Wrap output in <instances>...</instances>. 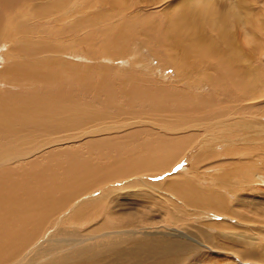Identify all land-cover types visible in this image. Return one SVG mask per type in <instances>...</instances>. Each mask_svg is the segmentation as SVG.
<instances>
[{"label": "bare ground", "instance_id": "6f19581e", "mask_svg": "<svg viewBox=\"0 0 264 264\" xmlns=\"http://www.w3.org/2000/svg\"><path fill=\"white\" fill-rule=\"evenodd\" d=\"M44 1L47 3L34 11L22 7L21 16L10 13V22L3 18L0 35L7 46L0 41V62L5 64L0 82L6 80L5 85L0 84V264H224L208 249L258 261L260 253L249 238L259 236L257 227L264 225V218L256 219V208L240 195L247 181L253 187L251 192L260 195V189L254 187L264 181L244 173L251 159L257 158L256 137L264 134V123L253 124L258 118L251 113L255 106L247 103V109L237 115L239 104L235 111L219 110L204 98L162 91V86L149 87L137 78L127 83L119 80L123 102L118 104L109 77L113 68L105 66L94 77L93 66L85 69L68 58L60 60L66 52L48 51L47 45L52 44L44 39L48 31L38 29L32 20L43 19L64 0ZM182 2L177 0L174 5ZM134 4L127 5L125 0L113 6L124 14ZM83 5L85 0H66L63 20L77 14L75 7L84 12ZM141 5L147 8V2ZM76 20V25L89 21ZM118 22L104 28L105 33H113L108 38L99 39L92 30L85 33L84 39L93 44L90 48L98 51L100 47L99 55L106 56L125 50L128 42L140 46L141 35L148 37L149 26L142 31L138 23ZM76 25L66 22L68 28ZM166 44L194 74L199 73L168 33ZM234 47L231 41L218 46L224 63L227 51ZM62 66L69 85H63L64 91L58 74ZM204 68L211 69L209 65ZM246 69L242 68L243 73L249 71ZM220 72L207 71L212 78L195 80L210 87ZM175 81L180 83L178 77ZM14 83L28 92L41 86L48 90L31 94L22 90L21 95L11 90ZM57 84L61 87L53 94L49 89ZM185 85L196 88L191 79ZM78 94L85 100L91 97V102L81 101ZM232 116L240 119L229 122ZM155 123L154 132L150 124ZM187 125H198L195 134L205 135L190 157V168L166 178L164 184L147 182V178L174 168L167 157L181 155L195 134L187 131L172 136V132ZM237 126L246 130L243 137ZM143 134L153 140L141 141ZM218 147L224 149L222 156L216 154ZM90 154L96 159L91 161ZM260 160L264 166V159ZM205 168L214 171L207 174ZM226 168L232 169L230 174L224 173ZM227 218L237 225H227ZM247 222L252 230L249 227L236 234Z\"/></svg>", "mask_w": 264, "mask_h": 264}, {"label": "rangeland", "instance_id": "374dc122", "mask_svg": "<svg viewBox=\"0 0 264 264\" xmlns=\"http://www.w3.org/2000/svg\"><path fill=\"white\" fill-rule=\"evenodd\" d=\"M65 1L66 0H64V2L60 6H57V8H56V6L52 5L55 9H50L49 13H47L46 17H44L43 19L42 18L41 19L36 18V19L32 20L33 24L36 25L38 27V29L40 28L41 30L48 31L49 34L47 32H44L46 34V35H44L45 36L44 39L50 40L49 42L52 43L51 45H47L48 51L53 50L56 52L57 51L63 52V53L66 52L63 54V58L60 60L66 61V58H68L69 62L71 64H74V65L77 64L80 67L83 66L82 68H85V67H88L91 65L95 68L93 71L94 77H98V74L100 72L104 71L103 69L105 68V66L113 68V70H112L113 72L109 73V77L111 78L113 85H114V86L112 85V87H114V89L112 88L113 91L116 90L114 93H115L116 102L118 104L120 102L121 103L123 102L122 99L119 97L120 91L118 92V90H120V87H119L120 81L123 80L124 82H126V80L131 81V80H134V78L135 79L137 78L140 80H145L147 82L145 85H147L149 87L154 86V87L160 88L162 86V88H160L162 91H164L163 88L170 91V92H173L175 90V91L182 92L188 98H193V99L198 98V99H201V101L205 99V101L207 100L213 106H216L217 108H219V110L225 111V110L230 108V109H233V111H235V110H237L236 106L239 104L238 110L235 111L237 113V115L242 114V109H247L246 106L248 103V105L255 106V108H251V111H252L251 113L255 112V114H257V116H258V118L256 120L257 122L256 123L253 122V124L258 125V124L264 123V107H263L264 106V93L254 92L252 94L253 91L245 90L241 87L236 86L233 83V81L230 77L229 68H228V65L233 63V57L231 56V53H232L231 50L227 51V61L225 63H223L222 66L218 67L217 65H209V67L211 69H207L206 71H205V68L203 65L193 64L191 62V60L188 59L189 65L197 67L198 69H200L199 73L196 75L193 73L191 67H188L185 63L182 62V58H181L180 54H174L171 51V49L168 47V45L166 44L167 30L165 27L161 26L159 21L167 14L168 9H171L172 7L175 6L174 4L177 2V0H171V3H169V4L158 3L159 0L158 1L157 0H126L127 5L131 4L132 2L133 3L135 2V4H134V7H132L127 12H124V14L120 13V12L117 13L114 6L121 4V2L125 1V0H85V5H83L85 7V8H83L84 12L79 11L75 7V12L77 14H74L71 18H67V20H63V5L65 4ZM142 2H147V5H146L147 8H144L143 5H141ZM45 3H47V2H45L44 0H1L0 1V17L2 19H0V21H2V22H0V35H1L2 30L4 29L2 26L3 18L6 20V22H10V20L12 18L10 13H13L14 16H21V14H20V13H22L21 10H24V8H26V5L28 6L30 11H34L38 7L44 5ZM69 4L71 5V2ZM111 6H113V7H111ZM22 7H24V8H22ZM104 8H105V10H103L104 12L100 13L102 11V9H104ZM18 14H20V15H18ZM107 14L110 15L109 19L107 18L108 17ZM116 14H119L120 17L117 18ZM66 16L68 17L69 15H66ZM78 17L87 18L89 21H86L84 23L76 25V23L78 22V20H76V18H78ZM120 19H122V21L124 20V23H126V21H131V23L140 24L142 31L147 30L146 27L149 26L150 31L147 33L148 37L146 35H141V43H140L141 45L140 46H138L137 43L131 45V43L128 42L125 45L127 46L126 49L127 48H129V49H127V50L125 49L126 51L121 50V51H118L116 53H111V55H106V56L99 55V53L102 52L100 47H98L99 48L98 51L92 50L90 48V45H93V44H90L89 41H86L84 39L85 33L96 31V35L99 39H104L106 36L108 38V36L113 35V33H105L104 28L109 27V25L113 26L114 24L119 23L118 20H120ZM116 21H117V23H116ZM66 22L69 25L74 24L76 26L73 28H70V27L68 28V27H66ZM158 25H159V27H158ZM101 27L103 28V30H101V32H100ZM141 33H143V32H141ZM98 34L100 36H98ZM0 41H1V39H0ZM151 41H153V42H151ZM3 42L1 41L2 44H3ZM121 42H123V41H121ZM94 43L96 45H98L96 40H94ZM105 43L106 42H103V44H105ZM4 44L3 45L6 46V42H4ZM150 46H155L157 50L156 51L151 50L149 48ZM6 48H7V46H6ZM158 52H160V55L158 54ZM16 60L21 61L22 57L16 58ZM128 62L131 65L128 64ZM4 66H5V64L3 62H0V70L4 69ZM8 66H10V65L8 64ZM233 66H234L236 71L237 70L242 71V68L244 67V66L238 65V64H234ZM59 68L60 69L58 70V74L61 75L60 76L61 78H63L62 87L58 84L55 86V88L51 87L49 90H51L50 92L53 91V94L58 90V87H61L60 88L61 90L63 89V85H65V87L66 86L69 87V85H67L68 76H67L66 68L64 66L59 67ZM227 68H228V70H227ZM246 68L247 67H244V70ZM85 69H81V70H85ZM174 70H178V73L176 74V72ZM212 70L218 71V72L221 71L220 73H218V75L216 77L217 82L213 81V84H210V87L209 86L207 87L205 83H202V84L197 83V81L195 80L196 78L202 79V80H205L206 78L210 79V77L212 78V76L206 74L207 71H212ZM257 70L258 71H264V68H260ZM60 71L62 73H60ZM123 73H124V75H123ZM204 73H205V75L199 78V76H201ZM125 75H126V77L122 78ZM177 77H178L179 82H180L179 84L176 83V81H175ZM100 78H101V76H100ZM190 79L194 80V84L196 87L194 90L190 89L189 87H187L185 85V83L187 81H189ZM221 80H223V81H221ZM5 81L6 80L3 79V82H0V84L5 85ZM219 81L222 82L223 86L218 85V83H220ZM114 82L116 84L118 83V85H116ZM181 84H184L185 86L181 85ZM211 85H214V86H211ZM11 87H12L11 90H13L14 92H17L18 94H21V95H23L22 90L24 91V93L28 92V90H26L24 86L18 87V85L15 83L11 84ZM78 88L79 87L76 85L75 89L79 90ZM19 89H21V90H19ZM171 89H172V91H171ZM47 90H48L47 88L41 86L40 88H35L33 91L44 93ZM19 91H20V93H19ZM33 91L29 90L28 94L33 93ZM63 91H64V89H63ZM168 91H165V92H168ZM249 92L251 93V95L253 97H249V95H248ZM116 93H117V95H116ZM61 94L65 96L64 92H62ZM238 94H240V95H238ZM242 95H244V97ZM78 96H79V94H78ZM190 96H192V97H190ZM247 97H248V99H246ZM79 99H81V101L85 100L81 96H79ZM88 100L89 99H87L85 101H88ZM91 100H92V98L90 97L89 101L91 102ZM244 101H246V102H244ZM241 105H243V106H241ZM213 106H210V107H208L209 109H207L210 113V116L212 115L211 109ZM248 111L249 110H247V113H248ZM243 115H244V113H243ZM232 117L230 118L229 122H235V121H237L238 118L240 119L239 116H237V118H235L236 116H232ZM111 120H112V118H111ZM164 120H165V122H169L170 119L166 118ZM220 120H222V119H220ZM157 125H158V123L150 124V126L152 127V131L155 132V130L157 129ZM165 125H167V124L163 123V126H165ZM196 126H198V125H195V126L187 125L185 127H180L179 130H174V132H172V136H177V135L185 133L187 131H189L190 134L193 131L195 134L196 131L197 132L199 131V130L195 129ZM223 126H225V125L223 124ZM240 128H242V130H244L243 127L237 126V130L240 132V134L241 135L244 133L246 134V132H245L246 130L242 131V130H240ZM204 131H205V129H204ZM159 132L163 133L165 131L161 130ZM249 132H251L253 134L252 130H250ZM194 134H192V135L194 136ZM144 135L145 134L141 135L142 138L141 137L139 138L141 141L146 142V141L150 140V142H151L153 140V139L147 137L146 135L145 136ZM195 136H197V135L195 134ZM195 136L193 137L194 139H190V141L188 142L190 145L188 146V148L186 150H184L186 153L183 151L181 155L173 157V156H171L172 155L171 154L170 156L167 157L168 161L170 163L174 164V168L170 169L172 167L171 166L169 168L170 170L163 171L161 173V175H159V176L150 177V178L146 177L147 182H150L152 185L154 183L164 184L166 182V178L178 175L177 173H182V172L187 171L190 168V157H191V155L195 154L194 149H196L198 146H200L198 144L203 140V137L205 135L197 136V137H195ZM243 136L244 135H242V137ZM197 138H198V140L194 141ZM256 138H257V140H259L256 144L257 151L255 152L257 155V158L255 156H253L255 158H252L251 162L249 161L250 164H248V166H247L248 168L245 167L246 170L244 171V173L248 174V175H254L256 178L263 180V178H264V166L260 165V163H261L260 159H262V160L264 159V134L260 135L259 137H256ZM242 141L245 142V139L240 140L241 143H243ZM179 142H180V140H179ZM173 144L174 143L172 142V145ZM176 144H178V142H176ZM72 150H75V149L72 148ZM223 151H224V149L218 147L216 154H219L222 156ZM261 153H263V154L261 155ZM92 155L90 154V157L88 156L89 159H92L91 161L96 159L95 156L94 155L92 156ZM261 156H262V158H261ZM215 157H217V156H215ZM164 159H166V157H164ZM222 159L225 160L226 158H222ZM203 171H205L208 174V173H212L214 170L213 169L209 170V169L205 168V169H203ZM231 171H232L231 168H226L224 173L230 174ZM201 172H202V170H201ZM184 177H186L185 174H184ZM247 183H246L245 187L243 186L244 190H243V192H240L241 193L240 195L244 196L248 200L250 199L249 204L252 205L254 209L256 208V211L258 212V213L256 212V215L254 214L255 218L257 217L256 219L264 218V181L257 183L256 186L254 185L255 186L254 188L257 187L260 189V193H261L260 195L257 193H252L251 189L253 190V187L251 186L250 182L247 181ZM222 220H224V219H222ZM224 221L228 222V223L225 222L227 225H230L231 223H232V225H237L236 221H231L228 218L225 219ZM64 225L69 226V224H64ZM245 225H246V228L244 226V229L243 230L241 229L242 231L238 230L239 232L237 231L236 234H239V233L242 234L241 232H243L244 230H248L249 227L252 230L251 224H249L247 222V224H245ZM240 228L241 227H239L238 229H240ZM257 230H258L259 236L256 237L255 235H252V239L251 238H249V239L257 247L258 254L260 253V258L258 261L257 260H250V259H242L241 257H239L235 253H232V254L224 253L223 254L222 252H213L210 249H208V250L211 252V255H213V257H215L216 259L218 258L220 260H223L224 264H264V237H263L264 236V225L257 227ZM234 237H236V236H234ZM189 243H192V242H189ZM261 249H263V251H261ZM231 250H235V249L233 248ZM245 250H246V247H245ZM221 257L223 259H221Z\"/></svg>", "mask_w": 264, "mask_h": 264}, {"label": "clouds", "instance_id": "9594fccd", "mask_svg": "<svg viewBox=\"0 0 264 264\" xmlns=\"http://www.w3.org/2000/svg\"><path fill=\"white\" fill-rule=\"evenodd\" d=\"M159 23L193 64L222 66L218 46L231 41L235 47L228 68L233 83L264 93V71L257 70L264 68V0H184L168 9ZM234 64L249 71L237 72Z\"/></svg>", "mask_w": 264, "mask_h": 264}]
</instances>
